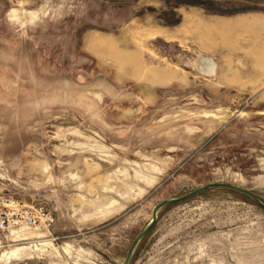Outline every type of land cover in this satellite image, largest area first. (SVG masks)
Returning <instances> with one entry per match:
<instances>
[{"label":"rangeland","instance_id":"1","mask_svg":"<svg viewBox=\"0 0 264 264\" xmlns=\"http://www.w3.org/2000/svg\"><path fill=\"white\" fill-rule=\"evenodd\" d=\"M211 182L264 202V0H0V206L55 216L0 233V264H122ZM156 214L128 264H264L241 192Z\"/></svg>","mask_w":264,"mask_h":264},{"label":"built area","instance_id":"2","mask_svg":"<svg viewBox=\"0 0 264 264\" xmlns=\"http://www.w3.org/2000/svg\"><path fill=\"white\" fill-rule=\"evenodd\" d=\"M54 223L53 212L41 203L27 204L9 197L0 206V233L20 227L50 228Z\"/></svg>","mask_w":264,"mask_h":264},{"label":"water","instance_id":"3","mask_svg":"<svg viewBox=\"0 0 264 264\" xmlns=\"http://www.w3.org/2000/svg\"><path fill=\"white\" fill-rule=\"evenodd\" d=\"M214 186H224V187H228V188H231L235 191H238V192H241L247 196H249L252 200H254L258 205H260L262 208H264V202L262 200H260L253 192L249 191V190H246L240 186H237L235 184H230V183H214V182H211V183H208V184H205L203 186H200L198 188H195L193 190H190L188 192H186L185 194H182L180 196H176V197H172V198H168L164 201H162L161 203L157 204L153 210V215L150 219V221L147 223V225L139 232V234L137 235L136 239L133 241V243L131 244L122 264H128L130 259H131V256H132V253L134 251V248L136 246V244L138 243V241L150 230V228L154 225L155 223V220L157 218V214H156V211L157 209L161 206V205H164V204H169V203H173V202H177V201H180L182 199H185L187 197H190L192 195H195L203 190H205L206 188H210V187H214Z\"/></svg>","mask_w":264,"mask_h":264},{"label":"bare ground","instance_id":"4","mask_svg":"<svg viewBox=\"0 0 264 264\" xmlns=\"http://www.w3.org/2000/svg\"><path fill=\"white\" fill-rule=\"evenodd\" d=\"M202 62L203 63H205V64H208L207 65V73L208 74H213L214 73V71H215V63L211 60V59H209V58H202ZM23 228H29V227H20V228H18V229H23ZM14 229H12L11 230V232L13 231Z\"/></svg>","mask_w":264,"mask_h":264}]
</instances>
